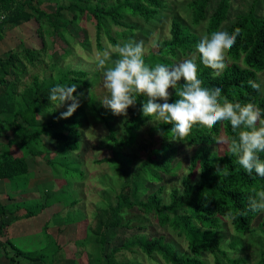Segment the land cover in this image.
Listing matches in <instances>:
<instances>
[{"label":"trees","instance_id":"obj_1","mask_svg":"<svg viewBox=\"0 0 264 264\" xmlns=\"http://www.w3.org/2000/svg\"><path fill=\"white\" fill-rule=\"evenodd\" d=\"M50 1L52 0H0V17L4 16L0 24V41L3 40V34L7 29L23 27L33 21L38 24L37 31L42 39L39 48L25 47L0 57V129L7 132V142L0 144V179H8L16 185L22 183L25 187L32 176L29 158H32L34 163L45 162L49 167L63 170L64 174H68L67 178L71 181L73 179V182L76 181L77 175L84 180L86 172L80 169L81 156L76 154L81 153L82 146L81 133L78 129L83 127L86 118V107L82 104H88L94 115L99 113L96 97L90 92L88 94V91H91L99 80L100 72L92 74L79 67L57 66L54 62L57 53L48 54L47 43L42 34L45 21H50L52 28L50 34L53 35L54 41L64 38L69 32V25L77 26L85 18L96 21L97 48L103 52L106 47L101 42L102 34L109 39L112 46L128 40L139 42L142 37L149 36L151 29L140 27L137 23L122 21L130 16L140 18L148 24L154 23L164 16L163 12L167 7L164 0H117L112 5H107V0H68L65 4L54 0L56 11L50 13L43 8V5ZM257 1L254 2L251 11L239 14L226 28L230 34L237 28L241 33L236 44L226 54L227 67L222 76L213 78L212 70L200 63L198 55L196 62L198 76L205 87L219 86L223 90V96L229 101H238L242 104L255 102L264 111V96L256 93L248 83L250 80L260 79V74L264 72V17L255 13ZM211 3L212 0H191L187 5L194 26L208 21L206 34L209 35L214 31H222L224 24L230 19L232 10V0H219L210 14ZM65 12L71 14L70 19L65 18ZM177 18L174 17L172 21L170 37L157 40L155 49L144 56L146 64L154 66L160 63L172 66L181 55L190 57L195 51L200 39L199 34ZM113 25L122 26L124 29L117 31L114 36ZM78 44L88 49L87 40ZM64 51L62 57L66 58L70 54V49ZM46 56L54 62L51 69L57 70L56 74L44 79L35 74L33 80L20 90L23 80L31 72L30 67L43 65ZM112 58H116L115 53ZM107 66L110 67L111 64ZM73 83L77 85V93L74 95L82 94L80 107L70 118L60 119L63 111L56 109L58 101L49 102L48 93L57 84ZM171 94L170 103L179 98L173 89ZM145 99L139 97L137 104L127 110L125 137H117V131L110 124L114 120V115L109 109L100 117L110 131L107 143L112 149V154L111 157L99 159L96 163L112 165L115 173L117 172L116 187H113V190L118 192L119 188V192L115 204L104 202L106 205L97 214L99 219L97 228L86 226L83 232H80V226L82 238L77 244L83 247L92 244L99 251V264H142L119 260L117 254L125 250L137 252L140 257H148L159 261L160 264H210L205 259L209 254L213 256L214 264H247V259H232L228 252L222 249V231L224 221L229 220L238 234L248 235L256 232L253 223L261 213L254 214L248 211V200L254 188L257 190L264 188V178L256 176L255 173L249 176L238 164L237 158L227 149L223 153L214 150L216 146L214 137H220L222 131L228 139L237 137L238 133L232 131L229 122L218 123L211 130L194 126L186 139L187 145L195 149L190 158L189 174L182 180V189L176 187L171 189L169 201L166 202L163 197L165 178L174 176L180 169L181 163L174 165V162L180 150L178 144H185L171 139L169 133L171 125L161 124L150 128L152 137L147 157L135 170H129L133 159L124 154L125 148L134 151L139 143L141 130L148 124V118L144 117L140 110ZM158 129L162 134H158ZM156 136L161 140L160 147L155 145ZM260 156L264 159V153ZM216 165L221 169L225 167L229 174L217 173ZM21 179L24 181L21 182ZM71 181L65 183L72 184ZM155 185L159 187L157 190H153ZM57 192L55 190L48 192L45 202L39 200L24 216L27 218L35 216L48 205L51 207L63 204L66 208L69 206L70 211L68 210V219L62 229L71 224L82 223L85 218H81L83 217L81 210H77V214L72 210L80 203V199L65 201L63 197H58ZM21 208L16 206L12 211L0 206L2 231L19 219L15 213ZM131 213H137L144 219L153 217L162 228H170L185 239L188 251L186 253L178 251L165 235L149 238L146 234H136L108 251L107 247L117 236L120 227H133L134 220L128 218ZM260 227L264 233V221ZM138 228L145 229L147 226L139 223ZM84 241L86 244H82ZM232 244L235 250L238 245ZM50 246L53 249L54 246H59L56 239L51 236ZM77 260H73V264H79ZM91 262L89 259L88 264ZM257 264H264V249Z\"/></svg>","mask_w":264,"mask_h":264},{"label":"rangeland","instance_id":"obj_2","mask_svg":"<svg viewBox=\"0 0 264 264\" xmlns=\"http://www.w3.org/2000/svg\"><path fill=\"white\" fill-rule=\"evenodd\" d=\"M166 2V10L163 12L164 16L157 22L148 24L144 20L136 17H127L122 21L128 23H137L138 26L143 28H149L151 33L148 37H142L145 46V55H148L149 52L156 47L157 40L168 39L170 37L171 25L174 17H178L181 22L184 24L190 25L193 32L199 34L201 37L202 34H206L207 22L202 23L199 26H194L192 24V17L189 14L187 9V5L191 0H164ZM256 0H232V10L230 19L228 22L224 24L222 31H227V26L234 21L239 14H246L253 8L254 2ZM60 3H67L68 0H59ZM117 0H107V5L115 4ZM219 0H212L210 5V14L214 11L218 4ZM257 4L254 7L255 13L257 16L264 17V0H258ZM56 1L52 0L50 3H45L43 8L50 13H54L56 11ZM65 18L70 19L71 14L68 12L64 13ZM50 21H45L44 27L42 28L43 37L47 43V51L48 54H52L56 52L57 55L54 57V62L57 66L72 68H83L85 70L90 71V73L94 74L95 72H100L99 80L93 85L92 92L88 91V94H94L96 97V101L98 104V112L93 114L92 108L88 104H82L86 107V118L84 119V125L82 128L78 130L81 133V153L79 154L80 160L82 162V169L86 172V178L82 180L78 175L75 177L76 181L73 182L67 178L68 174H64L63 170L50 167V182L44 184L43 186H50V191H58V197H63L65 201H69L71 199H80V203L75 205L73 213L77 214V210H81V218H85L82 222L81 231L83 232V228L86 226H91L94 229L97 228L99 219L97 218V214L101 212V209L106 205L104 202H111L112 204L116 203L117 200V190H113V187H116L117 181V172L115 173L112 165L108 163L97 164L96 161L105 157H111L112 149L109 147L107 143V138L110 136V131L108 127L104 124L100 117L108 111V109L104 108L100 102L102 98L107 94L106 90L103 87V75L102 71L98 70L95 63V56L98 52L97 48V27L96 21L91 19H83L81 20L77 26L69 25L68 33L64 36V38H59V40L54 41L53 35L50 34ZM148 26V27H147ZM39 28L38 24L33 21L29 24L24 25L21 29L19 27H12L7 30L6 41L3 43V49H1L2 56L6 55L10 51H20L25 47H37L39 48L42 42L40 38L39 32L37 29ZM124 28L119 25L112 26V33L115 36L117 31H122ZM39 35V36H38ZM101 42L104 44L106 48H110L111 43L109 39L102 34ZM88 41V49H84L80 43L81 41ZM64 49H70V54L63 58ZM191 57V55H190ZM185 55H181L179 59L175 60L174 64L181 62L186 58H190ZM46 61H43V65H38L37 67L31 68L30 73L23 80V84L20 85L19 89L22 90L26 83H29L33 80V75L38 74L41 79L50 78L52 75H55L57 70H52L51 65H54V62L49 60L48 56L45 57ZM260 79H264V72L260 74ZM172 93V89L170 90ZM70 103V102H68ZM87 103L88 100H87ZM68 104L66 103L64 106L56 108L58 111H66ZM128 118L124 116H115L114 120L110 123L117 131V137H125V120ZM152 124H147L143 127L139 137V143L134 148V151H130L128 148L124 149V154L133 159V164L129 167V170L133 171L140 164L142 160L147 157L148 148L151 142V132L150 128ZM225 137L227 136L222 131L221 135ZM156 141V147L161 146V140L156 136L154 137ZM52 145V143H51ZM50 145V146H51ZM180 150L175 157L174 165L177 163H181V167L179 170L175 172L174 176H168L165 178V189L163 192V197L166 199V202L169 201V194L171 189L183 188L182 180L185 176L189 174V166H190V158L194 153L195 149L187 144H178ZM227 148L225 146H216L214 150L219 153H223ZM78 162V161H76ZM79 163V162H78ZM66 182H73L65 183ZM21 182L24 180L21 179ZM61 182V183H60ZM160 183V185H164ZM57 185V186H56ZM63 185V187H62ZM45 188V187H44ZM158 185L153 187V190H157ZM45 198V196H43ZM64 202V201H63ZM53 212L58 213L59 216H54L52 221L50 222V235L52 228H58L64 226V223L67 222L68 214H69V206L66 208L63 204H55L52 208ZM69 210V211H68ZM80 214V213H79ZM128 218L133 219V227L127 228L120 227L117 230V236L113 240V242L107 247L108 251H111L116 246L123 244L126 239L132 238L136 234H146L149 238L152 236H162L165 235L166 239L176 246V249L180 252L186 253L188 251L187 242L183 237L177 235V233L170 230V228H162L158 222L150 217L149 219H144L137 213H131ZM264 221V214H261L258 219L253 223V227L255 229V233L250 234H238L234 231L229 220L224 221V229H223V240H222V249L228 252V255L232 259L237 258H245L247 259V264H257L261 259V253L264 249V233H262L260 224ZM139 223L145 224L147 228L140 229ZM54 224H62V225H54ZM59 229V228H58ZM80 237L82 238V234L80 233ZM57 241V239H56ZM232 243H237L238 247L234 250V246ZM82 244H86V241L82 242ZM236 245V246H237ZM59 247V246H58ZM60 248V247H59ZM85 261L88 262L90 259L91 264H99L100 260L98 259L99 251L92 245H85ZM55 249V246H54ZM67 247L61 249L59 251L60 254H67ZM100 249V248H99ZM57 250H52L53 254ZM64 250V252H62ZM77 255H82L80 249H76ZM102 256V255H101ZM137 252H132L130 250L122 251L117 254V258L121 261H135L141 262L142 264H160L159 261L151 260L148 257L144 258L140 257ZM100 258V257H99ZM205 259L210 263L214 264L213 256L207 255ZM77 260V258H76Z\"/></svg>","mask_w":264,"mask_h":264},{"label":"clouds","instance_id":"obj_3","mask_svg":"<svg viewBox=\"0 0 264 264\" xmlns=\"http://www.w3.org/2000/svg\"><path fill=\"white\" fill-rule=\"evenodd\" d=\"M240 33L237 28L231 34L227 31L202 34L191 57L172 66L146 64L143 41L128 40L98 52L95 63L102 71L103 87L107 92L100 100L102 106L115 116L127 117L129 107H134L139 97H145L140 110L148 118V123L153 126L171 125V139L185 144L194 126L211 130L218 123L229 122L232 131L238 133L237 137H214V142L219 147L225 146L249 176L255 173L264 178V159L260 156L264 153V111L255 102L229 101L223 96L221 87H205L198 76L197 55L200 63L212 70L213 78L222 76L227 67L226 54L236 44ZM113 53L116 54L115 59L112 58ZM248 83L256 93L264 96V79ZM169 89L175 90L179 97L171 103ZM74 93H77L74 83L57 84L50 89V103L58 101L56 108L68 104L60 119L70 118L80 107L82 94ZM158 134H162L159 129ZM216 170L217 173L229 174L225 167L221 169L219 165H216ZM252 193L247 210L264 214V188H254Z\"/></svg>","mask_w":264,"mask_h":264},{"label":"crops","instance_id":"obj_4","mask_svg":"<svg viewBox=\"0 0 264 264\" xmlns=\"http://www.w3.org/2000/svg\"><path fill=\"white\" fill-rule=\"evenodd\" d=\"M7 30L3 34V40L0 41V51L6 41ZM6 133L0 129V144L7 142ZM28 164L32 176L26 187L22 183L16 185L8 179H0V206H5L12 211L16 209V206L22 207L15 213L19 219L11 223L5 231H2L3 225L0 218V264H73L76 258L79 264H88L84 260L85 248L77 244L81 239L79 230L83 223L71 224L64 230L62 228L65 227L66 222L61 227L58 225L62 224H54L59 229L52 228L53 236H51L50 222L59 214V211L53 212L54 205L51 207L48 205L35 216L29 218L24 216L27 210L36 205L39 200L44 203L47 193L50 192V186H43L50 182V167L45 162L34 163L32 158L28 159ZM50 236L57 239L60 248L53 249L50 246ZM65 247H67V254H60L59 251ZM57 249H59L57 253L53 254L52 250ZM76 249H80L82 255H77Z\"/></svg>","mask_w":264,"mask_h":264},{"label":"built area","instance_id":"obj_5","mask_svg":"<svg viewBox=\"0 0 264 264\" xmlns=\"http://www.w3.org/2000/svg\"><path fill=\"white\" fill-rule=\"evenodd\" d=\"M3 19H4V16H1V17H0V24H1V22H2ZM1 55H2V53H1V51H0V57H1Z\"/></svg>","mask_w":264,"mask_h":264}]
</instances>
